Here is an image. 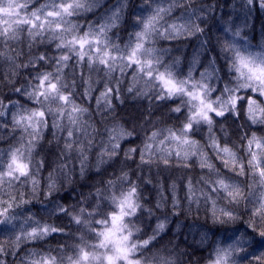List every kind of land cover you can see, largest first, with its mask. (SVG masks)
<instances>
[{"label": "snow or ice", "instance_id": "1", "mask_svg": "<svg viewBox=\"0 0 264 264\" xmlns=\"http://www.w3.org/2000/svg\"><path fill=\"white\" fill-rule=\"evenodd\" d=\"M102 3L103 0H0V61H7L10 66V74L0 77V91L11 87L16 93L23 92L40 105L38 109L23 108L21 111L19 99L12 101L11 97H7L10 104L0 101V127H4L6 122L3 118L9 114L15 125L25 132L31 130L30 136L36 139L41 128L49 127L47 116L55 110L60 121L67 118L70 129L79 127L88 137L90 122L85 123L82 119L87 109L66 94L69 88L76 87V70L79 68L82 99L91 102L93 93L100 86L99 95L95 97L98 114L113 111L116 108L114 101L123 104L126 91L134 99H147L149 109L153 101L163 102L169 119L180 121L179 126L166 125L152 132L142 150L130 148L125 151L127 159L135 153L144 164H150L153 157H158L165 165L174 163L177 168L198 163L202 169H208L210 175H215L210 191H216L218 186L235 198L239 192L237 185L214 171L213 158L203 151V145L196 139L202 131L198 126L203 122L209 125L208 141L215 156L238 174H251L254 183L259 181L264 184V135L255 131L251 135L247 131L241 135V143L246 141L245 162L244 156L237 154L228 141L221 143L212 129L214 117L245 116L249 127L264 125V40L253 48L241 37V27L225 22L221 31L230 32L233 37L224 46L232 53L231 58L226 65H221L220 58L210 57L197 77L194 73L201 64V55L208 51V40L201 39L204 32L202 25L207 22V14L215 10L214 4L200 8L192 6L191 9L185 5L184 13L172 19L171 14L183 0H150L149 3L139 0L138 6H133L132 0H117L115 6L106 8L97 21L85 25L75 19L93 12ZM243 6L249 14L254 8L264 12V0H243ZM126 18L131 31L122 41L118 33H110L122 27ZM25 33L28 58L26 62L17 63L21 53L13 45L19 44ZM191 37H197L199 48L185 73L180 71L181 57L166 60L165 57L173 49L158 46V42L160 39L175 41ZM39 46H44V50L32 51ZM47 65L54 66L55 71L46 70ZM18 68L29 69L28 77L35 72V87L31 92L27 91V86L16 87L18 82H14L13 77L21 75ZM69 68L72 71L66 73L65 69ZM225 71L230 74L226 78L222 76ZM126 76L130 80L126 89H122ZM69 77L72 78L71 84L68 83ZM222 79V87H217ZM175 113L179 115L173 117L171 114ZM51 128L65 130L64 125L56 120ZM128 135L122 125L109 130L113 152L121 147L120 141ZM68 136H73L72 130H68ZM64 143L66 148L78 144L81 156L87 150L78 139L71 142L65 140ZM13 165V171L25 174L26 165L15 152L11 154L9 167ZM204 179L206 183H212ZM185 187L194 202L200 199L197 192L208 198L203 189L194 187L191 178H188ZM169 188L175 209L178 203L175 199L176 183ZM109 200L111 215L94 220L91 229L95 230V235L89 238L93 242L83 241L77 264H138L134 258L138 245L130 240L131 230L126 220L139 207L136 189L132 187L128 193L114 192ZM213 207L215 209V202ZM3 211L0 209V214ZM89 215L94 217L95 213L90 212ZM158 229L162 230L163 224L158 225ZM47 231L46 227L44 232ZM148 243L144 241V245ZM227 255V252H218L216 264L226 261Z\"/></svg>", "mask_w": 264, "mask_h": 264}, {"label": "clouds", "instance_id": "2", "mask_svg": "<svg viewBox=\"0 0 264 264\" xmlns=\"http://www.w3.org/2000/svg\"><path fill=\"white\" fill-rule=\"evenodd\" d=\"M149 2L144 0V3ZM185 5L189 9L203 6L200 0H183L174 11L184 13ZM203 29L201 39L208 40L207 52H214L215 55L211 57L220 58L222 65H226L232 53L224 46L233 38L231 33L209 32L207 23ZM241 37L253 48L257 46L253 44L256 38L254 33L245 35L242 30ZM182 40L185 39L175 41ZM262 40L264 32L260 33L259 44ZM166 41L160 39L158 46L167 48V45L161 44ZM175 56L181 57L180 71H183L182 53L174 54L172 51L165 59ZM46 70L54 72L55 68L47 65ZM228 75L226 71L222 73L225 78ZM13 81H17L15 77ZM223 82L222 79L217 87H221ZM68 83H72L71 77ZM25 86L28 92L33 90L35 72L32 77L25 76L16 84V87ZM80 89L76 75V87L69 88L66 94L87 109L82 119L85 123L90 122L88 137L79 127L70 129L67 118L60 121L55 110L47 116L49 127L41 128L36 139L30 136L31 130L25 132L15 125L11 115L6 114L3 118L6 123L0 127V136L3 137L0 139L3 145L0 146V209L5 211L0 214V264H77L83 241L87 240L89 244L93 242L89 238L95 235V230L91 229L94 220L111 215L109 197L114 192L128 193L132 187L136 189L139 207L126 220L131 230L130 240L138 245L134 253L138 264H216L218 252L228 253L222 264H264V207H261L264 205V184L259 181L254 183L251 174H238L215 156L208 141V124L202 122L198 126L202 129L198 133L201 137L198 141L203 145V151L213 158L214 171L237 185L239 192L235 198L218 186L216 191H210L215 175H210L209 170L202 169L198 163H190L187 168H174V163L165 165L158 157H153L150 164H144L135 153L131 154L130 159L124 156V152L130 148L142 150L152 132L166 125L179 126L180 121L173 118L171 123H167L160 115L153 117L151 110L146 114H137L133 119L117 115L116 108L98 114L97 108L94 110L90 107V101L81 98ZM9 90L16 96L12 101L19 99L21 111L23 108H40L25 93H16L11 87ZM0 101L11 103L3 97H0ZM54 120L62 123L65 130L51 128ZM120 125L129 135L120 141L121 147L113 152L109 130ZM212 129L216 138L221 143L228 141L237 154L244 156L245 162L246 141L241 143V135L245 131L249 135L254 131L264 135V125L249 127L245 116L235 120L231 116L227 119L214 117ZM49 130L50 136L47 135ZM68 130L73 131L72 137L68 136ZM76 139L87 149L83 156L78 144L65 147V140L71 142ZM13 152L26 165L24 175L13 171L14 165L9 167ZM176 169L181 171L177 172ZM184 169L200 170L195 174L193 185L203 189L208 195L207 199L199 192L198 202H194L187 191L179 194ZM146 172L150 174L146 175ZM188 178L194 179L192 175ZM204 178L212 183H206ZM172 183L177 185L175 199L178 203L175 209L172 198L169 200L165 195L166 184ZM90 212L95 216H90ZM160 224H163L162 230L158 229ZM46 227L48 231L45 233ZM145 240L149 241L147 245H144Z\"/></svg>", "mask_w": 264, "mask_h": 264}, {"label": "trees", "instance_id": "3", "mask_svg": "<svg viewBox=\"0 0 264 264\" xmlns=\"http://www.w3.org/2000/svg\"><path fill=\"white\" fill-rule=\"evenodd\" d=\"M117 0H103V3L100 7L96 8L93 12H89L84 14L81 17L75 18L78 19L79 22L83 24H87L90 21H97L105 12L106 8H111L115 6ZM200 3L202 5H206L209 3H212L215 5V10L211 13H208L209 20L207 23V31L211 32L213 30L219 32L224 26V23L227 22L228 24L239 26L244 31L245 35H248L249 33H254L255 39L253 41L254 45L259 44V38L260 33L264 32V12L260 11L259 8H254L251 13L249 14L247 9L243 6V0H200ZM133 6L139 5V0H132ZM183 14L181 10H176L173 13L172 19L178 18ZM177 22H180L179 20ZM245 24L247 26L245 27ZM205 25V24H204ZM202 25V27H204ZM131 31V28L129 27V23L126 22L122 27L119 29H113V33H110V35H113L114 33H118L121 37V40L127 39V33ZM162 45H167L168 47H171L173 51L176 52H182L184 51L189 55V58L187 60L183 61V71L186 73L188 71V65L193 58L194 54L199 48L198 39L197 37H191L182 41H166L161 42ZM13 47L17 49L21 53L19 59L17 60V63L26 62L29 54V49L27 46V34L25 33L24 36L21 37V42L19 44H14ZM43 51L44 46H39L38 48H34L32 51ZM212 55H215L214 52H206L201 55V64L197 67L196 72L194 75L198 77L199 72L202 70V66L204 63L207 62V59H209ZM219 63L222 65L223 61L219 60ZM21 73V75L15 77L17 82H21L25 76H28L29 69H19L17 70ZM72 71L71 68L66 69L65 72L70 73ZM78 81L79 80V72L80 70H76ZM6 74H10V66L7 61H0V77H5ZM102 76V73L100 74ZM129 76H126L125 78H128ZM30 78V77H29ZM95 79V76L93 77ZM222 87V85H221ZM123 89V88H122ZM81 91L83 90V86L81 85ZM98 95L97 91L93 93V99L91 101L90 107H92L94 110L96 108L95 104V97ZM0 97H3L5 101L7 102V97L16 98V96L9 90V88H4L2 91H0ZM140 100V99H136ZM152 107H155V111L153 112V117L156 115H160L162 119L166 120L167 123H171L172 121L169 119V113L167 111V107L164 105L163 102L159 101H153ZM106 115V113H104ZM174 116L175 114H171ZM242 117V116H241ZM97 119H99V116H97ZM233 120H235V117H232ZM242 125V120L240 121ZM50 131L47 135L50 136ZM5 132H7V129H5ZM219 134V133H218ZM197 139H200V135L198 134ZM0 146H3L0 144ZM55 148V145H53V149ZM175 168V165H173ZM177 172H180V169H176ZM199 169H184L183 170V178L180 181V193L183 195L184 192L187 191L185 184L188 179V176L192 175L194 177L193 182L195 183V174L199 173ZM146 175L150 173H145ZM170 184H166L165 186V195L169 197V200L171 199V191L169 188Z\"/></svg>", "mask_w": 264, "mask_h": 264}, {"label": "bare ground", "instance_id": "4", "mask_svg": "<svg viewBox=\"0 0 264 264\" xmlns=\"http://www.w3.org/2000/svg\"><path fill=\"white\" fill-rule=\"evenodd\" d=\"M173 52L174 54L182 53L184 60H187L189 58V55L185 53L184 51L182 52L173 51ZM117 75L119 74L117 73ZM129 80H130V77L125 78L124 83L121 85V88L126 89ZM79 84H80V81H79ZM97 89H98L97 93L99 95L100 86H97ZM124 96H125V101L123 104L119 103V101H114L116 105L117 115L122 116V118L124 119L136 118L137 114H140V113L146 114L150 110L152 111V114H153V112L155 111V107L154 108L151 107V109H149V101L147 99L136 100L132 97V94H128L126 91L124 93ZM179 194L181 195L180 192Z\"/></svg>", "mask_w": 264, "mask_h": 264}]
</instances>
